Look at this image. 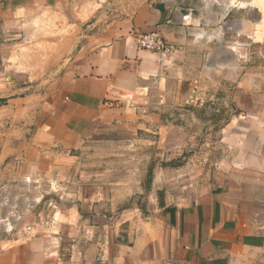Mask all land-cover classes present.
<instances>
[{
    "label": "crops",
    "instance_id": "crops-1",
    "mask_svg": "<svg viewBox=\"0 0 264 264\" xmlns=\"http://www.w3.org/2000/svg\"><path fill=\"white\" fill-rule=\"evenodd\" d=\"M94 1L0 0V161L20 159L27 180L81 170L88 187L66 194L75 200L64 211L82 229L77 264H264V62L244 48L264 49L262 17L237 6L212 14L206 0ZM153 31L178 52L140 49L135 37ZM214 120L231 155L197 182L177 175L166 156L189 151L199 133L188 125ZM151 136L161 157L151 181L87 171L70 155L95 138ZM59 240H1L0 264H72Z\"/></svg>",
    "mask_w": 264,
    "mask_h": 264
},
{
    "label": "rangeland",
    "instance_id": "rangeland-1",
    "mask_svg": "<svg viewBox=\"0 0 264 264\" xmlns=\"http://www.w3.org/2000/svg\"><path fill=\"white\" fill-rule=\"evenodd\" d=\"M88 5H94V0H83ZM112 3L113 0H108ZM236 1V2H235ZM252 0H206V6L208 12L212 14H218V12L224 13V10H229L230 6L236 8L243 5L242 3H250ZM235 2V3H234ZM243 9V8H240ZM82 18H86L90 12L83 10ZM243 14L249 12L246 15L247 19H254L262 17V14L258 9L247 6L244 8ZM262 21V20H261ZM214 24H210L209 28L214 29ZM67 35L72 33L71 27L67 26ZM264 31L258 29L260 39H262ZM246 43V42H244ZM246 45L249 56L247 61L249 63L261 64L264 62V49L262 46L247 43ZM26 44L23 48V56L25 60H30V54L33 50ZM71 50V45L68 44L67 54ZM263 53V55H262ZM195 67L197 66L196 58ZM31 61V60H30ZM248 63V64H249ZM194 67V63H193ZM194 67V68H195ZM196 71L191 70L188 77L190 79H196ZM212 86V84L210 85ZM226 97L231 96V85H227ZM43 91V89H41ZM213 96L217 95V89L211 87L210 89ZM232 110L227 111V116ZM206 115V113H203ZM212 114V113H211ZM209 116V114H207ZM215 119V118H214ZM206 125L192 124L187 128L192 132L199 133L191 139L189 144L190 149L188 152L180 151L177 154H168L165 160H168L167 164H175L178 167L177 175L192 174L194 181H199L201 177H206V173H212L216 168L218 160L222 157V154H227V157L231 155L227 150L223 153L219 145V123L214 120L211 123L205 122ZM9 126L0 125V133L7 132ZM155 137H132V138H116V139H99L95 138L91 140L87 145V148L79 151H71L70 155L78 156L81 161V167L85 170H106L110 167H115L119 173V177H127L130 174L135 177H141L142 179L148 178V173L153 165H156L160 160V151L156 150L154 145ZM1 149V147H0ZM191 162L189 166L182 167L184 160ZM20 159H8L5 162L0 161V241L8 242H23L30 238L44 237L50 240V237H61L59 240L62 254L66 259L72 263L77 264L76 258H72L71 245H74L76 240L80 239V232L82 233L81 225L77 228L76 224L71 223L68 213L64 212L70 205L72 197H67L69 192L79 191V187H84L78 184L82 176L81 170L76 167L71 169L56 170L54 174L44 177L36 176L27 180L23 178L22 171L20 169ZM181 166V168H180ZM113 167V168H114ZM154 171V169H153ZM172 172V171H169ZM168 172V173H169ZM174 172V171H173ZM191 176V175H190ZM185 178L184 176L181 177ZM196 187V185H195ZM77 189V190H76ZM74 198V197H73ZM125 204L124 202H121ZM148 200L138 204L139 206H148ZM122 204V205H123ZM72 227L77 230V233H71L68 236ZM57 235V236H56ZM54 241V240H52ZM58 244V245H59Z\"/></svg>",
    "mask_w": 264,
    "mask_h": 264
},
{
    "label": "built area",
    "instance_id": "built-area-1",
    "mask_svg": "<svg viewBox=\"0 0 264 264\" xmlns=\"http://www.w3.org/2000/svg\"><path fill=\"white\" fill-rule=\"evenodd\" d=\"M137 46L142 49L152 53L161 54L163 56L176 54L178 49L170 44H167L161 33L158 31H153L147 34L137 35L135 37ZM162 264H175L174 262H166Z\"/></svg>",
    "mask_w": 264,
    "mask_h": 264
},
{
    "label": "bare ground",
    "instance_id": "bare-ground-1",
    "mask_svg": "<svg viewBox=\"0 0 264 264\" xmlns=\"http://www.w3.org/2000/svg\"><path fill=\"white\" fill-rule=\"evenodd\" d=\"M236 2V1H235ZM234 2V3H235ZM239 5H243V6H240V8H247V6H251V7H254V8H257L261 14H262V21L260 24H257L255 25V28H256V34H258V29L264 31V0H252V2L250 3H242V4H239ZM242 25V24H241ZM250 25V24H249ZM243 29H242V32L245 33V34H251V30H252V27L246 25L245 23H243ZM240 33V32H239ZM247 35V36H248ZM259 35V34H258ZM252 36V35H251ZM254 36V35H253Z\"/></svg>",
    "mask_w": 264,
    "mask_h": 264
},
{
    "label": "trees",
    "instance_id": "trees-1",
    "mask_svg": "<svg viewBox=\"0 0 264 264\" xmlns=\"http://www.w3.org/2000/svg\"><path fill=\"white\" fill-rule=\"evenodd\" d=\"M230 16L233 17L234 15L231 14ZM170 165H173V164L171 163ZM149 178H150L149 181H151L152 178H153V169H150V170H149V173H148V179H149Z\"/></svg>",
    "mask_w": 264,
    "mask_h": 264
}]
</instances>
